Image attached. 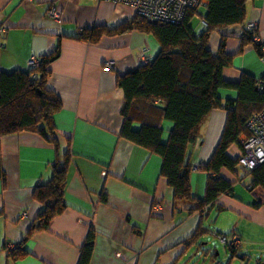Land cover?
<instances>
[{
    "label": "crops",
    "instance_id": "crops-1",
    "mask_svg": "<svg viewBox=\"0 0 264 264\" xmlns=\"http://www.w3.org/2000/svg\"><path fill=\"white\" fill-rule=\"evenodd\" d=\"M51 8L58 11V20L48 15ZM135 17L130 6L98 0H0V29L6 30L0 34V74L27 72L32 58L58 53L50 64L47 87L62 101L55 116L59 154H70L65 210L50 222L48 231L34 232L24 243L27 256L14 261L10 253L20 248L46 208L35 199V192L53 177L56 149L32 132L0 138L4 172V179L0 178V264H78L91 229L96 240L90 264H184L197 246L189 239L202 220L210 230L197 244L211 233L236 235L242 246L233 263L254 260L264 264V204L255 207L264 202V192L260 188L250 192L249 172L223 169L221 177L234 184L233 196L219 197V206L206 208L204 215L188 214L174 206L173 191L161 176V159L119 136L125 94L118 80L152 64L160 53L159 41L141 31L104 34L98 43L81 36L86 30L111 29ZM251 22L258 23V43L264 48V0L247 3L244 25ZM223 34L229 36L226 52L234 55L233 66L223 69V78L238 82L243 73L264 76V59L254 44H245L243 53H238L245 35L242 26ZM220 35H210L214 55L219 52ZM110 62L113 68L106 70ZM219 95L225 102L236 99L237 92L223 89ZM226 120L223 108L214 110L188 150L195 199L204 198L209 178L195 167L213 157ZM172 129L171 123L164 124V142ZM245 135L228 150L235 161L242 154L240 141ZM215 255L219 257V251Z\"/></svg>",
    "mask_w": 264,
    "mask_h": 264
},
{
    "label": "trees",
    "instance_id": "trees-1",
    "mask_svg": "<svg viewBox=\"0 0 264 264\" xmlns=\"http://www.w3.org/2000/svg\"><path fill=\"white\" fill-rule=\"evenodd\" d=\"M252 0H207V4L197 10H189L180 24L172 25L150 21L136 16L134 19L111 29L96 27L86 30L81 38L90 43H98L104 34L121 35L131 31H141L156 37L160 44V53L152 64L140 67L137 71L120 77L118 85L124 90L125 102L122 109L123 127L120 137L145 149L162 161L161 176L173 191L175 208L188 214L200 212L206 208L219 206L221 196H233L234 184L221 177L226 169L232 173L243 171L233 160L228 150L239 143V137L247 134L248 120L264 108V94L260 93L257 83L264 76L255 78L243 73L238 82L223 78L226 67H232L234 55L226 52L228 35L223 34L229 28L242 26L245 33L241 36L244 45L254 44L259 56L264 59L263 44L256 43L253 34L248 32L246 6ZM205 9L201 13V9ZM202 17L204 30L196 33L192 20ZM203 21L206 23L204 24ZM220 33L219 52L214 55L210 50V35ZM58 56H44L39 59L36 68L29 71H15L0 74V138L21 132L37 133L55 146L56 159L53 163L54 174L51 181L39 186L35 199L46 206L38 217V222L28 231L20 248L10 256L18 261L27 256L24 243L34 232L48 231L50 222L66 208L63 201L67 186L70 154H59V140L55 116L62 108L60 97L47 87L51 75L50 64ZM235 90L236 99L222 101L219 91ZM227 112L226 125L213 157L207 164L198 166L208 174L206 192L203 199L192 196L190 184L193 166L188 162L189 148L195 144L201 129L214 110ZM173 125L167 142L163 141L164 124ZM139 126V128H136ZM245 172V171H243ZM249 190L254 194L260 188L264 192V163L250 171ZM0 178L4 172L0 167ZM264 202L255 204L260 207ZM204 221L189 241L202 249L197 241L208 233ZM96 232L91 229L81 247L78 264H90L94 252ZM186 245V243H184ZM231 256L222 263L216 255L213 264H233L238 250L225 246ZM187 249V248H186ZM185 249V250H186ZM205 256L209 251H204Z\"/></svg>",
    "mask_w": 264,
    "mask_h": 264
},
{
    "label": "built area",
    "instance_id": "built-area-1",
    "mask_svg": "<svg viewBox=\"0 0 264 264\" xmlns=\"http://www.w3.org/2000/svg\"><path fill=\"white\" fill-rule=\"evenodd\" d=\"M100 2H107L114 5L130 6L136 16L148 19L150 21H157L165 24L177 25L185 18L189 10H197L204 7L207 0H98ZM51 18L59 19V13L55 8L48 11ZM204 24H206L203 21ZM258 23L251 22L247 26L248 32L253 34V39L258 43ZM6 33L5 29H0V34ZM264 52V48H263ZM112 62L106 65V70L113 68ZM39 65V59L32 58L29 61L30 68H36ZM257 88L260 93L264 94V79L257 83ZM248 134H246L240 141L242 154L237 163L238 167L250 172L255 170L260 164L264 163V108L260 113L252 116L247 122ZM198 169V167H195ZM105 177L106 174L104 173ZM83 223L84 220H81ZM219 242L231 248L239 249L242 246V241L236 235H222L215 234Z\"/></svg>",
    "mask_w": 264,
    "mask_h": 264
},
{
    "label": "rangeland",
    "instance_id": "rangeland-1",
    "mask_svg": "<svg viewBox=\"0 0 264 264\" xmlns=\"http://www.w3.org/2000/svg\"><path fill=\"white\" fill-rule=\"evenodd\" d=\"M205 9H201V13H204ZM202 17L197 16L192 20V24L195 28L196 33H201L204 30V27L202 25ZM248 134V133H247ZM221 135L219 136L218 141L216 142V147L220 141ZM215 147V148H216ZM214 148V150H215ZM214 152V151H213ZM213 154V153H212ZM211 154V156H212ZM210 156V158H211ZM239 159V158H238ZM238 161V160H237ZM215 217V216H213ZM214 219V218H213ZM205 243V245H204ZM200 245L203 247V249H199L198 246L193 247L190 252L189 256L184 259V264H212V261H214L213 256L216 254V251H219L220 255H218L219 260L223 263H226L228 259L230 258V250L226 248L224 245H222L218 238L214 236L212 233L208 234L203 241L200 242ZM210 251V254L205 256L204 251ZM264 263V262H263ZM233 264H241L239 261H235ZM244 264H255L254 260L248 261L246 260Z\"/></svg>",
    "mask_w": 264,
    "mask_h": 264
}]
</instances>
